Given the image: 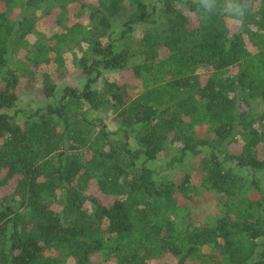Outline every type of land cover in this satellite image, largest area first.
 Listing matches in <instances>:
<instances>
[{"label":"trees","instance_id":"16d2710c","mask_svg":"<svg viewBox=\"0 0 264 264\" xmlns=\"http://www.w3.org/2000/svg\"><path fill=\"white\" fill-rule=\"evenodd\" d=\"M162 2L153 23L142 0H0V264H264V0L235 30ZM24 91L53 102L7 112ZM174 146L181 180L147 165Z\"/></svg>","mask_w":264,"mask_h":264},{"label":"rangeland","instance_id":"374dc122","mask_svg":"<svg viewBox=\"0 0 264 264\" xmlns=\"http://www.w3.org/2000/svg\"><path fill=\"white\" fill-rule=\"evenodd\" d=\"M143 3L147 5V12L151 17V21L154 22H161L163 20V0H142ZM188 0H180L176 4L178 8L184 9L187 8ZM133 13L132 5L129 1L125 2L123 5L122 10L118 17H115V24L113 28V36L117 38L120 33L124 31V23L129 20L130 16ZM38 29L36 33V37H39L41 34L42 36H47L51 33L55 27L50 20L44 17L39 19ZM240 23L234 20L231 21V27L235 30L238 29ZM151 25L147 22H140L134 26V31L131 36V39H127L124 41L126 47H130L133 44H136L137 41L143 36L145 31L149 29ZM40 33V34H39ZM141 60L140 56H135L131 59L132 63L139 62ZM87 82V78L82 76L78 70V68H70L68 75L63 80L57 83V97L56 100L60 98L62 92L66 86H72L77 89H83ZM104 81L101 79L97 87H102ZM53 102L52 98H41L37 94L33 92H22L20 94L18 104L16 108L7 111L10 113L17 112L20 116L24 115L25 113L35 112L38 109L46 106L48 103ZM99 115V114H98ZM103 116V114L99 115ZM106 117V116H105ZM104 118V117H103ZM106 123L110 130H116L117 124L113 120V118L109 117L106 118ZM168 152V153H167ZM166 153H162L156 160L148 161L147 165L154 169L157 173H164L169 174L171 177L175 179L181 180L184 174L187 172L189 173L192 170V165L194 164V156L188 154L184 161L181 163H176L174 165H170L173 158L176 157L180 153V149L178 147H169ZM144 160V159H143ZM262 182L264 184V173L259 174ZM196 204L198 206L197 212L199 218L205 221L206 217L214 216L218 213H222L223 208L220 206L217 195L215 193H205L195 198ZM221 207V208H220Z\"/></svg>","mask_w":264,"mask_h":264},{"label":"clouds","instance_id":"9594fccd","mask_svg":"<svg viewBox=\"0 0 264 264\" xmlns=\"http://www.w3.org/2000/svg\"><path fill=\"white\" fill-rule=\"evenodd\" d=\"M256 0H195L189 9L193 19L222 15L236 22H243L255 8Z\"/></svg>","mask_w":264,"mask_h":264}]
</instances>
